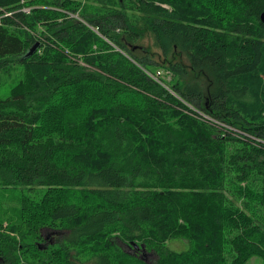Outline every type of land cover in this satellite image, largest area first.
I'll return each instance as SVG.
<instances>
[{"label": "trees", "instance_id": "trees-1", "mask_svg": "<svg viewBox=\"0 0 264 264\" xmlns=\"http://www.w3.org/2000/svg\"><path fill=\"white\" fill-rule=\"evenodd\" d=\"M263 10L0 0V264L264 262Z\"/></svg>", "mask_w": 264, "mask_h": 264}, {"label": "rangeland", "instance_id": "rangeland-1", "mask_svg": "<svg viewBox=\"0 0 264 264\" xmlns=\"http://www.w3.org/2000/svg\"><path fill=\"white\" fill-rule=\"evenodd\" d=\"M136 44H137V46H142L143 48L149 50L153 54V57L155 60L160 61V62L163 61L164 57L160 54L161 52L155 46L154 41H153V37L149 33L146 34L143 38L139 39V41ZM182 60H183V58H182ZM183 61H185V60H183ZM167 79H168V77H167ZM14 82L15 81L13 80L12 76L5 79L4 84L2 86H0V97H5L9 94L10 87ZM47 240L52 242L51 237ZM47 240L40 242V244L42 243V244L46 245L48 243ZM166 246L170 250H173V251H183V250H186L188 248V243L181 240V239H178V238H172L166 242ZM124 248L129 252L133 251L128 246H124ZM143 257L146 261L152 263L156 260L157 255L153 251L152 252L151 251L150 252L144 251ZM247 264H264V262L260 258H252Z\"/></svg>", "mask_w": 264, "mask_h": 264}, {"label": "built area", "instance_id": "built-area-1", "mask_svg": "<svg viewBox=\"0 0 264 264\" xmlns=\"http://www.w3.org/2000/svg\"><path fill=\"white\" fill-rule=\"evenodd\" d=\"M22 10L27 12V11H29V8H22ZM188 107H189V110H190L189 113L191 114V116L197 117L204 122L209 121V122H214V124H219L220 125L219 129H222L223 131H229V132L234 131V132H236V129L233 126H231L229 124H224L218 120H215V119L211 118L210 116L204 114L203 112L197 110L196 108H194L191 105H188Z\"/></svg>", "mask_w": 264, "mask_h": 264}, {"label": "water", "instance_id": "water-1", "mask_svg": "<svg viewBox=\"0 0 264 264\" xmlns=\"http://www.w3.org/2000/svg\"><path fill=\"white\" fill-rule=\"evenodd\" d=\"M260 21L264 24V10L260 13L259 16ZM39 46V42H35L27 51V53L25 54L26 56H30L31 54H33L35 52V50L38 48ZM136 247V245H135Z\"/></svg>", "mask_w": 264, "mask_h": 264}]
</instances>
